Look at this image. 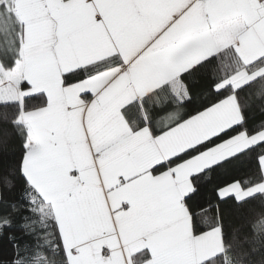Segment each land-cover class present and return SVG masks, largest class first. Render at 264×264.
I'll return each instance as SVG.
<instances>
[{"label": "snow or ice", "instance_id": "snow-or-ice-1", "mask_svg": "<svg viewBox=\"0 0 264 264\" xmlns=\"http://www.w3.org/2000/svg\"><path fill=\"white\" fill-rule=\"evenodd\" d=\"M0 264H264V0H0Z\"/></svg>", "mask_w": 264, "mask_h": 264}, {"label": "trees", "instance_id": "trees-1", "mask_svg": "<svg viewBox=\"0 0 264 264\" xmlns=\"http://www.w3.org/2000/svg\"><path fill=\"white\" fill-rule=\"evenodd\" d=\"M255 167H256V163H255V161H252L251 162V164H250V166H249V170H253V169H255ZM243 173H241V175H242ZM237 178H239V176H237ZM219 182H222V186H223V183H230L231 182V179H230V177L228 176V175H223V176H221L220 178H219ZM211 185L208 187V189H206V190H203V192H202V195L204 196V197H209V196H211L212 195V192H211Z\"/></svg>", "mask_w": 264, "mask_h": 264}]
</instances>
